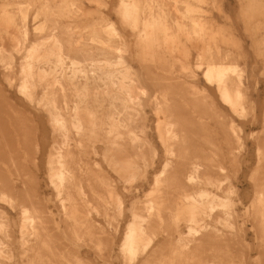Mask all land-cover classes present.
I'll use <instances>...</instances> for the list:
<instances>
[{
  "label": "rangeland",
  "instance_id": "1",
  "mask_svg": "<svg viewBox=\"0 0 264 264\" xmlns=\"http://www.w3.org/2000/svg\"><path fill=\"white\" fill-rule=\"evenodd\" d=\"M27 1L34 9H43L41 12L43 19H46L45 27H48L44 35L50 34L52 38L55 36L54 39L58 38L64 41L67 38H69L67 40L74 38L71 40L73 43L79 35L95 29L101 31L100 34L104 37L106 44H116L117 42H123L122 45L125 44L123 49L118 52L111 51L109 56L110 59L121 57L125 61L124 66H121V70L124 73L130 72L131 78L134 79V85L137 84L134 89L136 88V94L140 92L139 94L142 97V108L145 116H147L144 121L147 122L148 132H150V138L155 148V160L152 165L146 168L143 177L139 176L134 181L128 182V180L121 177L117 170L107 165L108 163L103 157L104 145L96 143V153L89 154L87 158L86 156L83 157L86 161L89 160L90 167L97 163L95 166L97 168L99 166V169L92 168L98 174L103 171V174L100 173L101 176L103 175V179L108 177L106 182L109 184L110 191L113 192L110 194L112 197L109 195V198H113L111 199L113 205L110 204V206L114 207L117 216L115 215L116 218L112 223L105 218V215L91 211L90 222L92 220L91 223L95 227L93 228L95 229L94 235L88 236L83 231H80L78 235H74V231L71 233L69 230H73L72 221L66 220L57 193L49 180L50 166L48 161L54 136H52L50 112L46 108L44 109L42 105L41 107H39V104L37 106L43 89L38 87L35 90L32 102L19 90V75L22 63L28 51L32 48L31 45L37 42L36 40L40 35L32 31L26 40L16 27L10 29V34L0 32V48L5 45L7 50L13 54V61H15L11 70L3 69L0 64V152H2L0 153V221L2 220L1 223H5L3 228L0 229V240L4 241L7 244V249L10 248L13 252L12 259L6 257V260H4L2 258L0 259L2 263L156 264V260L151 259V255L157 245L138 259L133 260V262L126 255L127 259H125L122 245L128 226L134 220L135 212L144 208L148 196L153 191L155 176L163 170L164 163H166L165 146L160 139L159 129L164 130L165 126L162 127L164 123L167 125L168 122L172 121L171 114L173 112L176 113L177 110L186 108L187 114L191 116V122L193 121L190 129L196 133L198 132L200 136L206 137L204 144H220L219 147L221 146L220 151H223V156L220 152L219 159L220 161L224 160L222 161L224 171L221 173L223 185L228 187L232 183L231 199L235 206L233 205L231 220L235 223V227H223L221 224L218 226L225 234H228V237L231 236L234 240V244L229 248L231 254H229L230 252L227 254L228 264H264V234L259 219L253 210L256 187L253 182L254 179L251 178L254 177L255 165L258 164V143L262 148L260 151L264 148V0H184V3L191 6L202 7L201 14L194 12L193 9L189 14H185L187 20L198 18L199 15L200 18H203V35L200 39H196L189 32L168 33L167 28L169 25L166 22H160L151 27L148 23L151 13L148 5L150 0ZM156 1L163 4L164 0ZM7 2L9 5L16 7L20 0H0V10H4ZM193 2L195 3L193 4ZM134 4L135 6H133ZM72 5H74L73 8ZM61 15L62 17H60ZM73 22L76 24L73 25ZM107 22L113 23L121 32L118 39H110L102 32V28ZM30 28L33 29V25ZM73 44L74 49L72 48L71 54L66 58L67 67L70 66L73 60L81 57L82 49L93 47L92 44L88 46ZM19 46L20 48H18ZM216 48H228L234 51L236 59L244 69V76L239 79L240 90L243 91L241 92L242 102L239 105L241 108L238 106L237 110V112L241 111L242 113V110L245 109L244 115L239 112L236 115V110L231 109L230 105L223 101L216 80L210 83L208 79H204L207 77H204L206 70H208L207 63L211 62L212 59V50H216ZM198 50L202 53L201 58L198 55ZM102 53V51L99 52V58L106 60L107 56H102ZM41 54L37 51L32 57L36 59ZM77 54L78 56H76ZM199 68L201 69L199 70ZM79 79L84 81V78ZM89 82L91 86H97L101 89L104 87L103 82L96 77L90 76ZM197 88L199 91H197ZM186 93L187 97H185ZM199 94L200 96L197 97L196 95ZM193 95L194 97H192ZM156 98L158 99L156 100ZM154 101L160 102V118L163 117L164 119H160L159 113L155 111L154 107L156 105L154 103L156 102ZM194 102L198 110L193 107ZM164 104L167 105L166 109V105L163 107ZM173 105L175 108L172 107ZM168 109L172 111L166 113ZM194 115L196 118L199 117L198 120L195 119ZM162 121L163 123H161ZM23 122L34 125L35 131H33V134L28 132L27 135L21 136L19 129H21ZM201 122L207 125L204 126ZM232 125L235 126V129L237 128L236 131L240 136L242 148H237L236 143L233 144L234 150L232 144L230 147V144L224 146ZM203 126L205 129L202 128ZM26 127L29 128L28 125ZM214 131L217 136L215 133L212 134ZM216 140L219 142H216ZM195 143L201 145L199 141ZM228 149H231L232 152ZM232 158L234 160L238 159L237 162L233 161ZM93 162L94 164H92ZM112 182H114V185ZM10 185L13 189L10 188ZM2 193L10 195L14 202L8 201L9 199L3 197ZM220 195L221 197L227 196L224 192H220ZM23 202H26V206L32 212L31 215H36L35 224L40 232L38 237L32 233L29 227L25 228L26 234L23 235ZM247 208L249 209L246 210ZM222 214V212H218L221 217L224 216ZM209 222L215 225L213 219H209ZM181 227V232L186 233L187 228L183 222ZM166 234L160 233V236H158L159 241L163 239V236L166 237ZM95 235H97L98 241L101 240V243H97L98 241L94 239L96 238ZM179 235L177 232L172 233L171 237L174 244L179 242L182 236ZM91 236L94 237V241ZM198 237L200 238V236ZM23 240L26 242L25 247L22 244ZM197 242L200 246L199 241ZM205 250H207V245L202 244L200 252L197 254L203 256L206 253ZM195 264H198V262H195Z\"/></svg>",
  "mask_w": 264,
  "mask_h": 264
},
{
  "label": "bare ground",
  "instance_id": "2",
  "mask_svg": "<svg viewBox=\"0 0 264 264\" xmlns=\"http://www.w3.org/2000/svg\"><path fill=\"white\" fill-rule=\"evenodd\" d=\"M148 5L151 13L149 18H147L151 27L157 23L166 22L169 25L167 28L168 33L189 32L196 39H200L203 35V18H200L199 15L198 18L187 20L185 15L189 14L192 9L194 12L201 14L202 7L197 5L191 6L184 3V0H164L163 4L158 3L156 0H150ZM73 7L74 5H72ZM41 10L39 8L34 9L27 0H20L16 7L11 6V4L9 5L7 2L4 10H0V32L10 34V29L16 27L26 40L32 31L40 35L38 38L36 36L37 42L31 45L32 48H30L28 53L26 52L27 54L22 63L19 75V90L20 93L25 94L30 99L29 101L32 102L35 90L38 87L43 89L37 106L38 104L40 105L39 107L42 105L44 109L46 108L50 112V124L53 131L52 136H54L48 161L50 166V183L57 193L56 195L66 215V220L72 221L73 230L69 231L71 233L74 231V235H78L80 231H83L88 236H93L95 231L93 228L95 227L91 223L92 220L90 222L91 211L105 215V218L111 222L116 218V211L113 209L114 207H111L113 205L111 199L113 198H109V195L113 192L110 191L109 184L106 182L108 177L107 179H103V175L101 176L100 173L103 174L104 172L102 171L98 174L94 169H99V166L98 168L95 166L97 163L93 166L91 165L94 167L92 168L89 166V160L87 159L88 161H86L83 156L87 158L89 154L96 153V143H102L104 145L103 157L108 163L107 165L112 166L121 174V177L130 182L143 174L145 175L144 171L155 160V148L150 138V132H148L147 122L145 123L144 121L147 116H145L142 108V97L139 94L140 92L138 91L139 93L136 94V88L134 89L135 85L137 87V84L134 85V79L131 78L130 72L127 71L124 73L121 70V66H124L125 61L121 57L110 59L109 56L111 51L118 52L124 48L125 44L122 45L123 42L106 44L104 37L100 34L101 31L92 29L79 35L73 43L81 46L92 44L93 47L85 48V50L82 49L81 57H76L78 59L72 62L70 61L71 64L67 67L66 58L72 52L73 43L71 40L74 38L71 40H67L69 39L67 38L64 41L58 38L54 39L55 36L52 38L50 34L44 35L48 27H45L46 19H43ZM75 24L73 22V25ZM31 25H33V29L30 28ZM66 31L64 32L66 33ZM102 32L110 39H118L121 36V32L111 22H107L103 26ZM200 50H198V55L201 58L202 53ZM37 51L42 54L35 59L32 56ZM100 51L103 52L102 56H107L106 60L99 58ZM212 51V59L210 58L211 62L207 63L208 70H206L207 72H205L204 76L207 77L204 79H208L210 83L216 80L223 101L227 102L231 109L237 112L238 106L242 102L241 92L243 91L240 90L239 79L244 76V69L236 59L237 57L234 51L228 48H216V50ZM12 55L5 45L0 48V64L3 69H12L13 62H15L13 61ZM90 76L101 80L104 87L101 89L97 86H91L89 82ZM79 78H84V81H81ZM182 89L185 91L184 88ZM197 91H199L198 88ZM143 93L145 92L143 91ZM200 94L196 96L198 97ZM166 96L168 97L167 93ZM185 97H187V93ZM154 102L156 105L154 107L155 111L159 113L160 118V102ZM190 104L192 105V103ZM193 105L195 107V102ZM172 107L175 108L174 105ZM168 108L170 107L168 106ZM169 111L171 112L172 110L168 109L166 113H169ZM186 111L185 108L184 110H177L176 113L173 112L171 114L172 121L168 122L169 124L167 125L164 123L162 126H165L164 130L162 128V130L159 129L158 133L165 146L167 159L166 163H164L163 170L155 176L153 191L148 196L144 208L141 211H136L134 220L132 219L133 222L130 225L128 224V231L122 245V252H124V257L126 255V257L132 260L131 262L157 245L151 255V259H155L156 264H195V262H198V264L229 263L227 254L228 252L231 254L229 248L234 244V240L231 236L228 237V234H225L218 226L221 224L223 227H235V223L231 220L233 205L235 206L231 199L233 192L232 183H229L231 186L228 185V187H224L223 185L221 173L224 171L222 164L224 160L220 161L219 159L221 152L220 144H204L206 137L200 136L198 132L196 133L190 129L193 121L191 122V116ZM238 112L236 115L241 113V111ZM242 113L244 115L245 109L242 110ZM198 118L195 116V119L198 120ZM163 121L166 122L165 120ZM27 125L29 128L26 127ZM203 125L206 126L207 124ZM21 126V129H19L21 136L27 135L28 132L33 134V131H35L34 125L28 122H23ZM236 129L233 125L230 127L226 137L227 143L225 142L224 146L230 144V147L231 144L236 143L237 148H242L243 145ZM196 141H199L201 145H197L195 143ZM216 142L219 141L216 140ZM259 145L258 143V164L255 165V174L251 178L254 179L253 182L256 187L253 210L259 219V224L264 234V148L260 151L262 148ZM233 148L235 149L234 145ZM222 152L221 156H223ZM227 154L226 156H228ZM224 158L226 159L227 157ZM232 160L237 162L238 159L234 160L232 158ZM142 177L140 178L142 179ZM112 183L114 185V182ZM10 188L13 189L12 185H10ZM220 192H224L227 196L221 197ZM116 195L118 194L116 193ZM2 196L7 197L9 199L8 201L14 202V199L10 195L2 193ZM110 204L112 205L110 206ZM22 206L23 235L26 234L25 228L29 227L32 233L38 237L40 232L35 224L36 215H31L32 212L26 206V202H23ZM117 207L119 206L117 205ZM218 212H222L225 217L223 216V218L218 215ZM118 213L120 214V211ZM209 219H213L215 225H212ZM1 221L0 229L5 224L1 223ZM182 222L187 228L186 233L181 232ZM162 232L167 233L166 237L167 235L168 237L166 238L162 235L163 239L159 241L158 236ZM173 232L182 235L176 244L172 242L171 235ZM6 237L8 238L7 235ZM95 237L93 238L98 241L97 235ZM197 241H199L200 246ZM22 244L25 247L26 242L23 240ZM202 244L207 245V250H205L206 253L203 256H199L197 253L200 252ZM12 254L13 252L10 248L7 249V244L0 240V259L4 258L6 260V257L12 259ZM126 257L125 259H127ZM0 264H3L1 260Z\"/></svg>",
  "mask_w": 264,
  "mask_h": 264
}]
</instances>
